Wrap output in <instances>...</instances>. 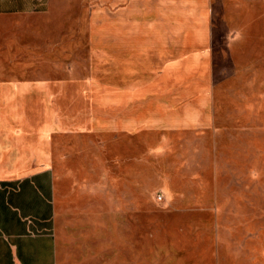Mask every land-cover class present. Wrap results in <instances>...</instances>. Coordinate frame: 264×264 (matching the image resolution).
Wrapping results in <instances>:
<instances>
[{"label": "crops", "instance_id": "obj_1", "mask_svg": "<svg viewBox=\"0 0 264 264\" xmlns=\"http://www.w3.org/2000/svg\"><path fill=\"white\" fill-rule=\"evenodd\" d=\"M215 1L0 0V264H149L151 178H198L164 135L218 133Z\"/></svg>", "mask_w": 264, "mask_h": 264}, {"label": "rangeland", "instance_id": "obj_2", "mask_svg": "<svg viewBox=\"0 0 264 264\" xmlns=\"http://www.w3.org/2000/svg\"><path fill=\"white\" fill-rule=\"evenodd\" d=\"M214 22L218 133L164 135L198 178H151L149 264H264V0H216ZM164 136H143L153 172ZM89 258L74 264H115Z\"/></svg>", "mask_w": 264, "mask_h": 264}, {"label": "built area", "instance_id": "obj_3", "mask_svg": "<svg viewBox=\"0 0 264 264\" xmlns=\"http://www.w3.org/2000/svg\"><path fill=\"white\" fill-rule=\"evenodd\" d=\"M158 199H159V200H162V199H163V197L160 195Z\"/></svg>", "mask_w": 264, "mask_h": 264}]
</instances>
